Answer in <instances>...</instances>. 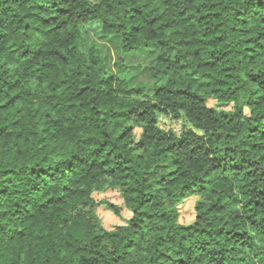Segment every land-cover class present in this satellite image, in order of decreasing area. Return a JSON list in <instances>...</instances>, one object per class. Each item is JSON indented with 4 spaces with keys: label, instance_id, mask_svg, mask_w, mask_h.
<instances>
[{
    "label": "trees",
    "instance_id": "1",
    "mask_svg": "<svg viewBox=\"0 0 264 264\" xmlns=\"http://www.w3.org/2000/svg\"><path fill=\"white\" fill-rule=\"evenodd\" d=\"M0 264H264V0H0Z\"/></svg>",
    "mask_w": 264,
    "mask_h": 264
},
{
    "label": "rangeland",
    "instance_id": "2",
    "mask_svg": "<svg viewBox=\"0 0 264 264\" xmlns=\"http://www.w3.org/2000/svg\"><path fill=\"white\" fill-rule=\"evenodd\" d=\"M83 35L86 40L84 49H88L92 42H96L99 48L102 50V53L106 58L108 68L112 73L118 72L119 63L123 60V63L129 67L127 77L130 80V85L132 87L144 86L151 94L153 81L150 77L149 71L155 64L156 53L154 51L123 57L119 51L118 39L113 37L103 38L101 36V25L98 23H92L83 27ZM213 104V101L210 102V105ZM230 108L231 106L225 107V109ZM185 125L186 124L184 120L176 121L164 116L160 117V126L166 131H173L179 134ZM95 198L98 201L107 200L114 205L123 207L122 198L118 192L113 190H108L102 194H95ZM195 201L196 198H189L180 206V221L183 224H189L193 221ZM98 214L102 219L104 227L108 230H111L118 225L124 224L125 220L130 217V213L125 208L122 209L121 217H118L107 210L104 206L99 207Z\"/></svg>",
    "mask_w": 264,
    "mask_h": 264
}]
</instances>
